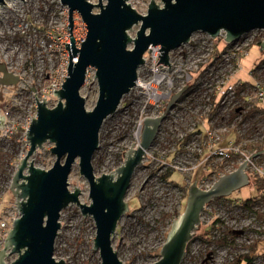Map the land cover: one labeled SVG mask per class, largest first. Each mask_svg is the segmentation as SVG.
<instances>
[{"label":"rangeland","instance_id":"rangeland-1","mask_svg":"<svg viewBox=\"0 0 264 264\" xmlns=\"http://www.w3.org/2000/svg\"><path fill=\"white\" fill-rule=\"evenodd\" d=\"M91 1L98 3L99 0ZM156 1L163 5L161 0ZM150 2L129 1L141 14H147ZM94 10L98 12L100 9ZM69 25L68 7L60 0H6L0 6V64H5L9 71L21 77V81L14 85L0 84V114L10 111L16 124L11 136L2 137L0 131V219L12 221L18 216L11 183L20 160L30 147L26 140L28 116L34 113L37 98L41 99L44 88L68 76L70 53L66 44L71 43ZM140 27L141 22L134 25L129 31L130 36L136 37ZM87 32L86 23L75 12L72 34L77 47H81ZM216 40L215 56L225 44L219 38ZM133 46V43L129 45L130 48ZM200 53L198 51L195 57ZM263 59L264 52L260 46L252 45L242 59L243 70L234 80L254 81L250 73ZM179 64L189 69L191 62L181 61ZM207 67L208 64H204L200 71L191 72L195 86L201 83L198 78ZM95 73L94 68L90 69L80 90L88 110L95 107L99 98ZM138 76L141 82L150 83L153 78L151 64L142 65ZM187 82L181 77L175 80L172 95L187 84H193ZM151 93V89L142 87L131 90L124 96L118 110L105 120L100 133V147L93 158L96 176L115 174L125 162V152L132 144L138 145L137 132L141 129L142 133L143 119L160 116L164 112L169 99L154 102ZM185 101V97L181 99V103ZM57 102V99L50 98L48 106L54 107ZM189 122L192 123V119L181 104H175L162 122L142 164L136 169L126 195L129 211L120 219L113 238V246L125 264H154L161 258L160 251L171 224L185 209L190 185L197 181L206 188L207 184H212L215 168L220 167L219 164L208 166L214 171L213 175L206 170L207 165L198 167L192 150L196 141L187 135ZM183 138L186 140L179 145ZM53 146L54 143L48 141L37 150L31 158L35 166L48 170L54 165L56 156L50 149ZM167 172H171V176L164 179ZM69 183L71 191L75 186L81 189L82 203H91L90 185L80 173L78 160ZM259 194L260 189L251 178L249 185L229 197L213 201L203 213L202 224L188 245L182 264H234L238 256L248 251L252 264H264V217H257L264 214V204L254 203L249 207L242 202ZM60 222L62 226L56 238L55 257L64 259L65 264H102L99 251L94 249L96 224L93 217L84 216L77 204H71L62 210ZM16 257L9 256L7 261L11 262Z\"/></svg>","mask_w":264,"mask_h":264},{"label":"water","instance_id":"water-1","mask_svg":"<svg viewBox=\"0 0 264 264\" xmlns=\"http://www.w3.org/2000/svg\"><path fill=\"white\" fill-rule=\"evenodd\" d=\"M60 1L69 10L68 76L63 87L54 91L58 100L54 107L48 106L46 98H37V115L27 129L30 147L11 183L19 216L13 220L0 250V264H65L64 259L55 257V243L62 226L61 212L71 204H77L84 216L93 217L94 249L99 251L102 264H125L113 246V238L120 219L129 211L126 195L167 113L184 95L188 84L171 95L160 116L143 120L140 144H132L125 152V162L115 174L96 176L93 158L100 147L105 120L137 85L139 68L145 64L144 55L151 46L160 45L159 62L170 65V52L189 43L195 33L217 38L225 31V41L234 43L254 30H264V0H161L163 5L151 0L147 14L139 13L130 0ZM5 3L0 0V6ZM95 8L100 10L95 12ZM75 12L81 15L88 30L80 48L72 34ZM140 22L136 37H131L129 31ZM131 43L133 48L129 47ZM260 50L264 52V39ZM92 68L96 70L99 98L95 107L88 110L80 90ZM0 73L2 85L21 81L5 64H0ZM5 123V116L0 114V129ZM48 141L54 143L50 149L56 161L46 170L35 166L31 158ZM77 160L80 173L90 185V204L80 201L79 187L69 189V177ZM247 161L221 176L209 189H202L197 181L190 185L185 209L173 220L161 258L154 264H182L188 245L202 224L206 205L250 184ZM12 255L17 257L8 262Z\"/></svg>","mask_w":264,"mask_h":264},{"label":"built area","instance_id":"built-area-1","mask_svg":"<svg viewBox=\"0 0 264 264\" xmlns=\"http://www.w3.org/2000/svg\"><path fill=\"white\" fill-rule=\"evenodd\" d=\"M225 37V31H222L217 38H212L202 32L195 33L189 43L170 52L169 63L171 66L159 62L161 58L159 56L161 54L160 45L151 46L144 55L145 63L151 64L153 78L149 83L151 86L148 90H152L151 96L154 102L170 100L174 82L179 77L184 78L188 81L187 83L194 84L191 72L200 71V67L208 64V67L198 78L201 83H197L186 94L185 102L181 103L180 100L176 104H181V108L192 119V123L189 122L190 129H188L187 135L196 141L192 150L198 161V167L207 165L206 170L211 171L212 175L215 171L212 184H207L206 188H202L203 185L198 184L202 189H209L221 176L237 170L246 160H248L246 172L250 176V182L251 177L264 178V151L259 149L261 145L264 149V60L250 73L254 81L234 80L243 70L242 59L248 54L251 46L256 44L259 39L263 41L264 30H254L231 44L225 41ZM218 38L225 41V44L222 51L215 56L217 51L215 42ZM198 51L201 53L196 58ZM175 52H177L176 55H174ZM181 61L191 62L189 69L183 68L179 64ZM65 80L66 78L62 81H54L49 87L44 88L41 99H39L56 100L54 91L60 90ZM190 85H188V89ZM138 87L140 86L136 85L133 89ZM164 87L167 90L162 91L161 88ZM252 110H254L253 114ZM249 114L252 115L249 116ZM3 115L6 118V123L4 129H0L1 136H11L16 129L14 116L12 119L8 110ZM34 115H37V102L34 113L28 116L27 129ZM183 140L186 139H181L182 143ZM257 152L259 153L255 154ZM211 164H219L220 167H214L216 170L213 171L208 168ZM258 199L251 203L242 202L249 207H253L254 203L264 204V187L261 189ZM218 200L220 199L217 198L213 201ZM213 201L206 205L204 212L213 204ZM18 216H15L12 221H9L8 218L0 219V248H3L13 220ZM258 216L264 217V214L260 213ZM244 255L249 256V251L238 256L237 259Z\"/></svg>","mask_w":264,"mask_h":264},{"label":"trees","instance_id":"trees-1","mask_svg":"<svg viewBox=\"0 0 264 264\" xmlns=\"http://www.w3.org/2000/svg\"><path fill=\"white\" fill-rule=\"evenodd\" d=\"M261 43H262V40L261 39H259L258 41H257V45L258 46H260L261 45ZM264 60V59H263ZM262 60V61H263ZM195 86V84H192V85H190V87H189V89L188 90H186V92L184 93V95L181 97V99L183 98V97H185L186 96V94H188L189 92H190V90L193 88ZM180 99V100H181ZM179 100V101H180ZM254 113V110H252V114ZM252 114H249V116H251ZM181 144V141L179 142V145ZM178 145V146H179ZM259 149L260 150H264L263 149V146L261 145V146H259ZM0 169H2V165H0ZM171 176V172H167L165 175H163V178L164 179H169V177ZM252 179H253V181H254V183H256L257 185H258V188L260 189V191H261V189L264 187V178L263 179H258V178H256V177H251ZM187 195H188V193L186 194V197H187ZM218 199H221V198H218ZM257 200H259L258 199V197H254V198H250V199H245V200H243L244 202H248V203H251V202H255V201H257ZM204 235L205 234H197V236H202V237H204ZM252 258H250V256H242V257H239L237 260H236V263L235 264H242V262L243 261H245V262H247L246 264H252Z\"/></svg>","mask_w":264,"mask_h":264},{"label":"bare ground","instance_id":"bare-ground-1","mask_svg":"<svg viewBox=\"0 0 264 264\" xmlns=\"http://www.w3.org/2000/svg\"><path fill=\"white\" fill-rule=\"evenodd\" d=\"M137 85L142 87V88H144V89H148L151 86L149 83H143L140 80H138V84ZM156 98H158V97H156ZM140 136H141V129L137 132V138L139 140L138 145L140 144V141H141Z\"/></svg>","mask_w":264,"mask_h":264}]
</instances>
